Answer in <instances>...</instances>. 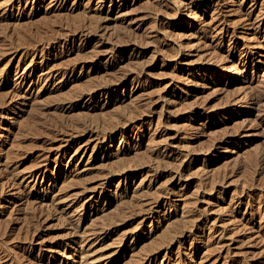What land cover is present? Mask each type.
I'll list each match as a JSON object with an SVG mask.
<instances>
[{
	"label": "rangeland",
	"instance_id": "1",
	"mask_svg": "<svg viewBox=\"0 0 264 264\" xmlns=\"http://www.w3.org/2000/svg\"><path fill=\"white\" fill-rule=\"evenodd\" d=\"M0 50V264H264V0H0Z\"/></svg>",
	"mask_w": 264,
	"mask_h": 264
},
{
	"label": "bare ground",
	"instance_id": "2",
	"mask_svg": "<svg viewBox=\"0 0 264 264\" xmlns=\"http://www.w3.org/2000/svg\"><path fill=\"white\" fill-rule=\"evenodd\" d=\"M92 19V18H91ZM95 20V19H94ZM91 23H95V22H91ZM98 23V22H97ZM92 25V24H91ZM97 25V24H96ZM101 25V24H100ZM93 26V25H92ZM94 26H95V24H94ZM104 26V25H103ZM85 28V27H84ZM85 30V29H84ZM92 30V29H91ZM58 31V30H57ZM49 33V32H48ZM74 33V32H73ZM95 33V32H94ZM94 33H92V34H94ZM57 34V33H56ZM96 34V33H95ZM63 35V34H62ZM41 36V35H40ZM62 37V36H61ZM19 38V37H18ZM12 40V39H11ZM21 40V39H20ZM55 41V40H54ZM12 42V41H11ZM26 42H27V40H26ZM16 43V42H15ZM25 43V42H24ZM14 43H12V45H13ZM6 45V44H5ZM110 45V44H109ZM18 46V45H17ZM11 48V47H10ZM17 48V47H16ZM109 48H110V46H109ZM112 48V47H111ZM12 49V48H11ZM28 49V48H27ZM114 49V48H113ZM1 51V50H0ZM5 51V50H4ZM11 51V50H10ZM25 51V50H24ZM95 51V50H94ZM94 51H92V52H94ZM97 51V50H96ZM111 51H112V49H111ZM15 52V51H14ZM80 52V51H79ZM99 52H102V51H99ZM104 52V51H103ZM102 52V53H103ZM97 53V52H96ZM93 54V53H92ZM27 55V54H26ZM29 55V54H28ZM35 56V55H34ZM85 56V55H84ZM93 56V55H92ZM96 56V55H95ZM95 56H93L94 58H95ZM87 57V56H86ZM22 58V57H21ZM34 58V57H33ZM26 59V58H25ZM91 59H93V58H91ZM88 60V59H87ZM24 61V60H23ZM19 64V63H18ZM73 65V64H72ZM223 71H226V70H223ZM107 82H109V81H106V83ZM105 85V84H104ZM1 93V92H0ZM57 100V99H56ZM66 100V99H65ZM59 102V101H58ZM63 104V103H62ZM70 105V104H69ZM59 107H60V103H59ZM58 121V120H57ZM82 129V128H81ZM84 129V128H83ZM104 129V128H103ZM59 130V129H58ZM79 130V129H78ZM82 131V130H81ZM63 132V131H62ZM70 132V131H69ZM61 133V132H60ZM67 134H68V131L66 132ZM9 152V151H8ZM6 153V152H5ZM10 156H12L11 154H9ZM4 157V156H3ZM2 157V158H3ZM7 158V157H6ZM5 158V159H6ZM8 159V158H7ZM1 160V159H0ZM13 160V159H12ZM5 163V162H4ZM13 164V163H12ZM6 165V164H5ZM4 165V167H6ZM8 166V165H7ZM13 168V167H12ZM7 169V168H6ZM9 170V169H8ZM5 172H8V171H5ZM11 173H12V171H11ZM8 174V173H7ZM252 180V179H251ZM253 187V186H252ZM264 207V206H263Z\"/></svg>",
	"mask_w": 264,
	"mask_h": 264
}]
</instances>
